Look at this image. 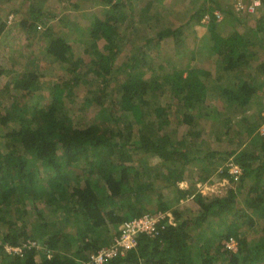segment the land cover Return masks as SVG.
I'll return each mask as SVG.
<instances>
[{"label":"trees","instance_id":"16d2710c","mask_svg":"<svg viewBox=\"0 0 264 264\" xmlns=\"http://www.w3.org/2000/svg\"><path fill=\"white\" fill-rule=\"evenodd\" d=\"M27 1L26 19L44 22L39 7L47 0ZM189 2L195 10L185 23L205 24L216 74L154 62L161 38L184 26L157 11L163 0H86L89 22L79 39L47 34L40 58L47 70L38 57L19 66L2 58L8 103L0 101V264H86L123 220L158 211L170 212L173 224L156 236L140 235L135 248L102 264H264V136L257 130L264 115L252 129L236 127L264 94V7L240 31L250 14L234 12L232 0ZM215 9L223 13L219 21ZM226 21L233 27L224 35ZM46 79L48 91L36 95V81ZM210 96L221 109L207 104ZM91 108L104 115L93 116ZM209 117L218 118L216 138L229 141L202 153L196 124L214 126ZM235 127L242 137L234 138ZM142 152L160 164L151 166ZM230 157L242 173L225 193L204 194L194 182L179 186L194 162L202 164V182L204 171L230 178L224 166ZM231 238L235 249L226 244ZM26 241L38 245L5 248Z\"/></svg>","mask_w":264,"mask_h":264},{"label":"rangeland","instance_id":"374dc122","mask_svg":"<svg viewBox=\"0 0 264 264\" xmlns=\"http://www.w3.org/2000/svg\"><path fill=\"white\" fill-rule=\"evenodd\" d=\"M80 0H47L41 7L40 11L44 13V22H34L28 18L27 9L29 8V3L27 0H9L0 1V25L5 23L0 33V63H6L2 58H8L11 63L16 66L21 65L24 61L28 59H35L38 57L39 67L49 69V62L47 59H40L41 54H44V48L47 43V34L50 32H57L66 37L69 41L77 40L78 31L81 30L80 27L84 26L89 22V12L86 10L85 6L86 0L82 1V6L80 8H73L71 4ZM171 4V7H170ZM157 11L162 13V17L169 16L174 24L182 23L184 26L180 27L178 34H172L164 36L159 41L158 48L153 51L154 62L159 63H170L171 66L176 68H186L192 66H198L201 68L209 69L213 74L217 73V66H215V54L210 51L208 38L206 36V26L205 24H199L195 20H189L187 17L190 12H194L195 5L189 0H163L162 4L154 5ZM99 7L94 6L93 10H98ZM169 11L171 13H169ZM258 12L250 14L244 18V22L241 23L238 28L240 31H244L246 26L254 25L256 16ZM162 21V20H161ZM156 22L151 31H156L157 28L163 26L162 22ZM185 23V24H184ZM139 30L143 28L144 24H140ZM222 34H227L232 30V23L226 21L223 24ZM130 45L124 46L122 52L119 55V60H122L126 53L129 52ZM55 72L61 73L60 69H55ZM54 76H49L48 80L53 79ZM48 78V77H45ZM3 81L0 80V101L7 104L6 96L1 90ZM35 94H42L48 91L47 79L37 80L35 85ZM34 94V96H36ZM79 100L80 97L78 98ZM164 102V99H162ZM149 103V102H148ZM207 104L213 106L217 109L222 108V102L220 100L213 99L212 96L207 99ZM94 108V107H93ZM250 112V117H245V121L242 124H238L236 127L245 130L248 126L249 129L254 128L255 122L259 120L258 113L264 115V94L255 96L252 100L251 108H248ZM101 110L92 108L89 110L90 114L95 117H100L104 115ZM115 115H117L115 113ZM219 118H223L226 115L221 114ZM208 119V115L206 117ZM209 120L215 123L214 126L208 123V120H201L200 123L196 124V128L201 131V135L198 138L199 150L204 153L208 150L223 149L227 146L229 139L225 136L219 141L216 138V126L218 130V118L209 117ZM215 120V121H214ZM235 127V128H236ZM215 128V130H214ZM185 127L180 129L183 132ZM174 133V132H172ZM231 133L234 134V138L237 139L238 136L242 137L243 133L239 130L232 129ZM240 134V135H239ZM179 136V135H178ZM236 140L233 141L235 143ZM247 143V140L244 144ZM243 144V145H244ZM242 145V146H243ZM141 156L145 158L151 166H156L160 164L159 158L153 153H141ZM202 164L191 163L187 165L185 181L179 183L180 187H187L189 183L194 182L195 186L201 190L204 194H223L229 186L233 183L227 178L215 177L216 172L204 171L203 175H207L206 181L202 182L199 176L201 172ZM218 167V166H217ZM209 177V178H208ZM213 178H216L213 180ZM167 191L166 189L163 192ZM119 226V225H118ZM254 235L250 234L249 238Z\"/></svg>","mask_w":264,"mask_h":264},{"label":"built area","instance_id":"2783aa9c","mask_svg":"<svg viewBox=\"0 0 264 264\" xmlns=\"http://www.w3.org/2000/svg\"><path fill=\"white\" fill-rule=\"evenodd\" d=\"M232 2V9L238 14H253L264 7V0H232ZM214 14L217 21L223 17V13L218 9L214 10ZM208 19L209 15L206 14L202 17L201 22H206ZM257 130L264 136V121L258 126ZM224 166L230 175V178L227 179L233 184L237 183L242 173L241 166L232 157L225 162ZM222 170V166L217 169V171ZM166 224H173L172 216L168 211H158L155 214L145 212L140 216L125 219L119 224L118 231L113 236L111 243L92 252L86 264H102L118 255H123L137 246L140 235L156 236ZM226 244L231 249L236 247V243L232 238ZM37 245L35 241H26L22 246L6 245L5 248L9 252H21L23 247Z\"/></svg>","mask_w":264,"mask_h":264}]
</instances>
